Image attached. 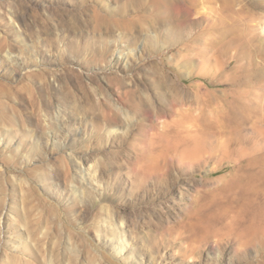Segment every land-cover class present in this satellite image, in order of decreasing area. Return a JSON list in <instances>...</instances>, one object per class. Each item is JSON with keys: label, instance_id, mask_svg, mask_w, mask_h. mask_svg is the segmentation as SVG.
<instances>
[{"label": "rangeland", "instance_id": "rangeland-1", "mask_svg": "<svg viewBox=\"0 0 264 264\" xmlns=\"http://www.w3.org/2000/svg\"><path fill=\"white\" fill-rule=\"evenodd\" d=\"M226 80L264 104V0H0V264H215L180 226L249 185L248 150L162 141ZM237 244L219 264H264V237Z\"/></svg>", "mask_w": 264, "mask_h": 264}, {"label": "bare ground", "instance_id": "bare-ground-1", "mask_svg": "<svg viewBox=\"0 0 264 264\" xmlns=\"http://www.w3.org/2000/svg\"><path fill=\"white\" fill-rule=\"evenodd\" d=\"M191 23L193 24L195 22L192 21ZM132 52H135V50L131 49L130 53ZM8 59L11 62L15 61L11 56H9ZM125 60L126 56L124 57V61ZM225 82L228 88L224 89L222 99L219 101L217 98L213 99V110L211 113H209L210 110H208L209 115H206L208 116V121L206 120V122H204V115L201 119H198L194 113V108L185 109L186 113L182 110L180 117H186L188 119V116L191 115L189 118L191 123L182 121L181 119L182 125L174 129L176 134L170 132L166 140L162 141L164 145L165 142L179 144L181 140H186L185 149H188L189 147L191 148L193 144L195 145L198 143L197 146L201 144L202 138L199 132L210 133L227 130L229 133L233 132L237 135V137L233 139L235 143H243L244 146L240 147L244 148V150H248L245 155L247 161L243 167L249 172L246 176L249 185H244L242 190L238 188V195L236 196H232L229 192L225 194L223 197L224 200L220 201L219 199L220 202L217 203V208L215 209L204 208V206L197 204L195 211L189 214L187 216V221L180 226V230L185 231V233L181 232V237L185 239L184 242L187 243V245L183 246L184 251H193L192 253H195L197 256L204 255L207 259L213 260L215 264H219V259L224 254V248L221 245L222 241L238 239L239 244H237V248H235L234 251L237 252L239 249L246 250L250 245H254L257 240L264 237V104L254 105L250 100L244 99V90L233 88L231 86L232 84L227 80ZM208 105L209 104H207V106ZM203 108L205 110L206 106ZM62 128L63 127H61V129ZM183 132H185V134ZM192 132H194V134H192ZM57 133L58 132H56V134ZM196 133H198L197 136L195 135ZM56 134L44 136V144L52 142L54 146L58 145L56 139H58L59 135L56 136ZM189 135L194 136L195 139L192 145L188 144L193 141L187 138ZM66 136L65 133L62 134L63 138ZM63 138H59V140ZM37 143L41 146L43 142L39 140ZM168 143L166 144L168 145ZM82 163V161L79 162V170L82 174V178L85 177V179L88 180V184L93 179L97 178L96 170ZM170 163L169 161L166 162V165L164 164L163 167H170ZM133 172H135V169ZM83 187H85V189L87 188L86 186ZM81 190H83V188ZM229 190L231 189L229 188ZM122 228L123 226L121 225L120 229ZM121 238L122 244L118 248L122 251H118L117 248H115L117 250V255L122 254L125 250L127 252V249H129L127 247L129 241H127L125 237L121 236ZM150 239L153 238H146L145 242L148 244ZM212 239H214L213 243L210 244L209 241ZM194 244L198 245L195 246ZM155 245L159 254V241H156ZM142 257L143 255L140 254L141 260L137 262L138 264H144ZM159 257L163 258L164 252L161 253Z\"/></svg>", "mask_w": 264, "mask_h": 264}]
</instances>
